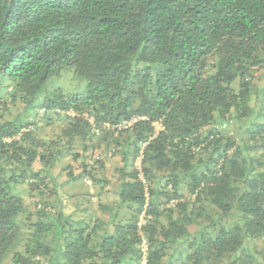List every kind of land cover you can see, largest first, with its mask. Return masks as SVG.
<instances>
[{"label":"trees","instance_id":"1","mask_svg":"<svg viewBox=\"0 0 264 264\" xmlns=\"http://www.w3.org/2000/svg\"><path fill=\"white\" fill-rule=\"evenodd\" d=\"M0 264H264V0H0Z\"/></svg>","mask_w":264,"mask_h":264},{"label":"rangeland","instance_id":"2","mask_svg":"<svg viewBox=\"0 0 264 264\" xmlns=\"http://www.w3.org/2000/svg\"><path fill=\"white\" fill-rule=\"evenodd\" d=\"M64 75H61L59 77H53L51 78L47 85L48 87H59L61 86L66 91L76 90L80 85V83L76 82L75 78L69 73H63ZM16 111V109H12V112ZM119 156H115L111 161L106 162V165L104 166V171L102 169H96L95 173L98 178L110 177L111 181H114L115 179L112 177V169L114 168L115 164L119 162ZM82 161V157H78L77 159H73L71 155H68L61 159L57 164H55V167L52 170L53 176L56 177L58 181V188L56 191V194L52 196L51 200L53 202H60L61 205H63V212L65 215L72 214L73 218L79 217L80 215H86L87 211H93L92 207L96 206V199H92L91 196H89V192L92 189H85L84 186L77 180L73 179L72 177L68 176V168L71 167L72 173L77 174L81 171L80 163ZM137 161L135 162V164ZM38 166L37 164L35 165ZM49 178H46V182H48ZM114 183V182H113ZM112 183V184H113ZM49 187L53 186L51 183H48ZM99 184L95 185V188L99 190ZM18 190H21L23 195H26V186L19 184ZM88 190V192L86 191ZM109 190V191H108ZM110 185H106L103 192L107 193L109 192V199H112L113 193L111 192ZM93 192V191H92ZM104 194V193H103ZM58 199L59 201L55 200ZM36 200V198H34ZM90 201V202H89ZM105 201V199L103 200ZM92 202V203H91ZM83 206L87 209L85 210V214L83 213ZM32 209L33 206L31 205ZM94 209V208H93Z\"/></svg>","mask_w":264,"mask_h":264},{"label":"built area","instance_id":"3","mask_svg":"<svg viewBox=\"0 0 264 264\" xmlns=\"http://www.w3.org/2000/svg\"><path fill=\"white\" fill-rule=\"evenodd\" d=\"M129 123H126V122H121V123H119V124H116L115 126H114V128H116V129H120V128H122V127H124V128H127V127H129ZM153 125H154V127H155V129L156 130H158L159 129V124L157 123V122H155V123H153ZM107 128H109L110 126L109 125H105ZM111 128H112V126H111ZM99 129L97 128L96 130H94L96 133H97V131H98Z\"/></svg>","mask_w":264,"mask_h":264},{"label":"crops","instance_id":"4","mask_svg":"<svg viewBox=\"0 0 264 264\" xmlns=\"http://www.w3.org/2000/svg\"><path fill=\"white\" fill-rule=\"evenodd\" d=\"M82 209H83V210H86L84 206H83V208H82ZM87 212H88V211H87Z\"/></svg>","mask_w":264,"mask_h":264}]
</instances>
